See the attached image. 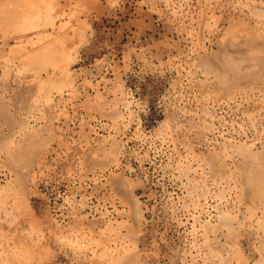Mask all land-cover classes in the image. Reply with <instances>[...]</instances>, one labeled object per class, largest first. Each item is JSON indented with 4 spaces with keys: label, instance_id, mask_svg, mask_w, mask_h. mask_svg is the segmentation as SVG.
Here are the masks:
<instances>
[{
    "label": "rangeland",
    "instance_id": "rangeland-1",
    "mask_svg": "<svg viewBox=\"0 0 264 264\" xmlns=\"http://www.w3.org/2000/svg\"><path fill=\"white\" fill-rule=\"evenodd\" d=\"M0 264H264V0H0Z\"/></svg>",
    "mask_w": 264,
    "mask_h": 264
},
{
    "label": "crops",
    "instance_id": "crops-1",
    "mask_svg": "<svg viewBox=\"0 0 264 264\" xmlns=\"http://www.w3.org/2000/svg\"><path fill=\"white\" fill-rule=\"evenodd\" d=\"M118 12V16H113L114 26L111 33L114 52L113 61L118 63L120 72H123L121 70L126 68L127 65L132 64L137 55L143 56L144 60V63L141 65L138 63L137 66L144 67L148 64L151 66L155 62L153 54L158 53L160 50V44L153 46V44L159 42L155 37L156 34L159 36V32L154 31L158 28L153 23L152 12L148 8L128 13L120 8ZM150 30H153L154 36L149 38V41L145 44V36H149L147 31ZM150 42H152V45H149ZM147 44L148 47L145 46Z\"/></svg>",
    "mask_w": 264,
    "mask_h": 264
}]
</instances>
